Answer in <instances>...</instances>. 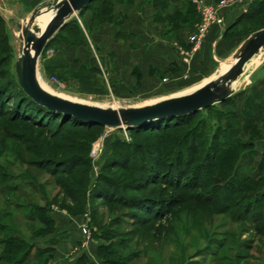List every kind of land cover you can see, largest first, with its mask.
Returning a JSON list of instances; mask_svg holds the SVG:
<instances>
[{
	"label": "rangeland",
	"instance_id": "rangeland-1",
	"mask_svg": "<svg viewBox=\"0 0 264 264\" xmlns=\"http://www.w3.org/2000/svg\"><path fill=\"white\" fill-rule=\"evenodd\" d=\"M88 11L95 24L110 17L102 2ZM173 11L169 6L170 16ZM71 20L81 29L79 17ZM263 28L264 13L242 21L233 35ZM80 29H60L57 43L80 45ZM2 36L0 31V264H16L27 251L24 264L49 263L52 253L41 252L55 241L48 220L54 208L87 213L92 240L108 247L105 258L113 264H264V112L254 121L259 115L253 108L219 103L159 132L47 120L24 104L16 59ZM59 48L58 57L52 53L56 58L40 62L46 71L40 81L57 96L118 109L185 90L162 81L154 90L118 97L103 71L70 69ZM250 96L251 105L256 95ZM259 96L264 103V93ZM102 137L104 151L93 160L92 146Z\"/></svg>",
	"mask_w": 264,
	"mask_h": 264
},
{
	"label": "crops",
	"instance_id": "crops-1",
	"mask_svg": "<svg viewBox=\"0 0 264 264\" xmlns=\"http://www.w3.org/2000/svg\"><path fill=\"white\" fill-rule=\"evenodd\" d=\"M59 1L62 0H0V14L7 22L13 48L14 36H18L17 26H27L39 12V16H44L38 21L36 18L34 25L46 28L53 15V5ZM168 2L170 7H174V11L181 10L184 14L188 12V4H192L194 14H188L189 19L185 23L178 20L180 23L177 21L173 25L165 24L166 19L156 24V10L149 0H116L113 21L95 24L91 12L88 11L89 6L73 15L67 23L76 16L84 22L83 26L81 25L84 33L82 41L80 45L75 46L54 43L50 49L47 50L46 47L38 64L41 81L46 71L44 68L40 69V62L56 58L52 53L57 52L55 46H60V57L64 63L70 65V69L88 72L93 70L97 74L103 71L105 79L118 97L137 93L141 88L154 90L162 85V81H165L164 85L169 89H185L179 96L204 86L229 66L244 42L251 36H234V30L230 29L241 16L248 13L253 4L249 7L230 8L226 13L225 25L212 26L202 38L198 51H193L194 44L191 43L190 37L197 34L200 22L193 0ZM85 32L87 36L89 34V42L85 38ZM90 42L94 51L88 49ZM262 51L246 64L245 67L250 68L249 73L233 88V96L240 92L250 95L253 88L260 93L264 90ZM17 57L15 53L16 60ZM247 77L248 80L243 82ZM85 84L89 87L88 83ZM244 84L240 90L239 87ZM86 214L72 215L66 210L54 208L50 215L55 224L52 236L55 241L46 247L53 250V257L48 264H76L82 255H87L94 263L99 262L98 241L93 239L87 242L81 231V226L87 222ZM83 244H86L85 251L74 253V249Z\"/></svg>",
	"mask_w": 264,
	"mask_h": 264
},
{
	"label": "water",
	"instance_id": "water-1",
	"mask_svg": "<svg viewBox=\"0 0 264 264\" xmlns=\"http://www.w3.org/2000/svg\"><path fill=\"white\" fill-rule=\"evenodd\" d=\"M96 0H62L53 5V15L46 29L34 25L37 12L27 26H17L14 51L17 54L15 72L19 87L35 103L49 112L68 120H77L89 126L104 129L132 130L153 122L185 117L222 103L233 96L228 84L242 74L243 66L264 49V29L254 32L244 42L232 59L233 66L225 75L212 80L199 89L179 97L168 98L140 107L106 109L96 105L76 102L45 90L38 80L41 55L54 35L67 20L88 8Z\"/></svg>",
	"mask_w": 264,
	"mask_h": 264
},
{
	"label": "trees",
	"instance_id": "trees-1",
	"mask_svg": "<svg viewBox=\"0 0 264 264\" xmlns=\"http://www.w3.org/2000/svg\"><path fill=\"white\" fill-rule=\"evenodd\" d=\"M98 2H102L105 5V9L107 10L106 16L108 15L110 17L109 18L108 17H101L100 19H96V20L99 23H105V22L113 21L112 20L113 19L112 13H113L114 5H115L114 3L116 2V0H96V1L92 2L89 5L90 9L92 8V6H94ZM151 3H152L153 7L156 10V16L154 18V21L156 23L162 22V21H164L166 19H171V21L173 22V23H171L172 25L175 24V23H177L178 20H182V22L185 23L186 20L189 19L188 14H194V6L192 4H188V8H187L188 9V12L186 14H184L181 10H176L173 13L174 15L170 16L171 14L169 15V13H168V7H169L168 0H153ZM250 10L248 11V13L244 14L243 16H241L238 19V21L230 29V31H233L236 28V26H238L239 24H241V22L244 21L245 19H248V18H251V17H255L257 14L258 15H262V13H264V0H258V1H256L250 7ZM253 13H255V14L253 16H251ZM76 22H77L76 20L69 21L67 24H65L63 26V28L61 30L62 31H65L67 28H69L71 26H74V25H75V27H77L78 29H80L79 26H78V23H76ZM178 23H180V21H178ZM0 31H3V36L2 37H3L4 42L7 45V52L10 55L12 54V56H14V58H15V51H14V48L12 46V43L10 42V39L11 38H10L9 28H8L7 22L5 21V19L3 18V16L1 14H0ZM57 40H58V38L55 37L52 41H50V43L48 44L47 48H49L54 43H57L58 42ZM61 43H66V42H61ZM66 44L77 45V42L76 41L75 42H69L68 41ZM17 85H18V88L20 89L21 94H23L24 104H28L35 112H38L41 115H45L47 117L46 118L47 120L48 119L50 120L52 118H57V119H59L61 121V123L68 120L67 118H65V117H63L61 115H58V114L49 112L46 108H44V107L38 105L37 103H35L30 97H28L23 92V90L19 87L18 82H17ZM255 89L254 88L251 89L250 95H254V94L256 95V100H254V102L251 103V105H250V102H249V100L251 99L250 98L251 96L250 95H247L245 92L237 93L234 96H232L231 98L227 99L226 101H224V102H222L220 104L232 105L233 102H234L238 106L241 105L244 108L251 107V108H253V110L255 112H258L257 114L259 115V116H254V118H255L254 121H255L257 119V117H260L261 114H263V112H264V103L262 102V100H261V98L259 96L261 93H264V90L260 93L258 90L256 91ZM257 100H260L262 103L258 102ZM214 106H212L210 108H207L205 110H209V109L213 108ZM202 111H204V110H201V111L197 112L196 114H191V115H188V116H185V117L156 121V122H153V123H151V124H149V125H147V126H145L143 128H135V129H132V130H134V131L137 132L139 130L146 129V130H155V131H158L159 132V131L162 130V126L163 127L164 126L165 127L166 126L167 127H170L168 125H170L172 123H176V122L181 121V120H187V119H189V118H191L193 116H197ZM69 122H71L73 125H75L77 127H83V128H87V129L99 127V126H89L87 124H84V123H82L80 121H77V120H74V119L70 120ZM99 128H102V127H99ZM261 197H262V200H264V192L262 193ZM93 216L94 215L92 214L91 215V221L92 222H94L93 221V218H94ZM48 217H49L48 220H50L51 222H53V225L55 226L54 220H53V218L51 217L50 214H49ZM54 231H55V229H54ZM15 247H17V246H15ZM43 252H51L52 253V257H53V250H51V249L49 251L48 250H44L41 253H43ZM108 252H109V249L104 244H100L98 246V258L100 259V261L102 259L103 260L105 259L106 260L105 264H113L112 261H108L105 258L107 255H109ZM29 255H30V252L27 251L19 260L16 261V264H24V262L27 260V258L29 257ZM76 264H96V263L90 261V259L88 258L87 255H82V256H80L77 259V263Z\"/></svg>",
	"mask_w": 264,
	"mask_h": 264
},
{
	"label": "built area",
	"instance_id": "built-area-1",
	"mask_svg": "<svg viewBox=\"0 0 264 264\" xmlns=\"http://www.w3.org/2000/svg\"><path fill=\"white\" fill-rule=\"evenodd\" d=\"M256 1L258 0H219L218 2L210 3L206 0H194L200 22L197 27V34L190 37L191 43L194 44L193 51H198L202 38L212 26L217 25L219 27H223L225 25L226 13L230 8L249 7ZM53 83L64 88V86L59 83L57 79H54ZM123 129L126 130L125 128ZM104 141L105 137H102L93 144L90 154L93 160L99 158V156L103 153ZM85 218L87 222L81 226V231L86 241L89 242L92 240V232L95 228H92V226L89 225V216L85 215ZM85 249L86 244H83L82 246L75 248L74 253H79L82 250L85 251Z\"/></svg>",
	"mask_w": 264,
	"mask_h": 264
},
{
	"label": "bare ground",
	"instance_id": "bare-ground-1",
	"mask_svg": "<svg viewBox=\"0 0 264 264\" xmlns=\"http://www.w3.org/2000/svg\"><path fill=\"white\" fill-rule=\"evenodd\" d=\"M42 16H44V14H42V15H40V16H38L37 17V20L36 21H38V19L39 18H41ZM50 16V15H49ZM49 25V24H48ZM47 25V26H48ZM41 28V32H43L46 28H43V27H40ZM264 50V49H263ZM256 57V56H255ZM253 59V58H252ZM251 59V60H252ZM250 60V61H251ZM249 62V61H248ZM247 62V63H248ZM246 63V64H247ZM233 61L231 60V62H230V64H229V66L227 67V68H225V69H223L221 72H219L214 78H212L209 82H211L212 80H215V79H217V78H219V77H221V76H223V75H225L227 72H229V70L232 68V66H233ZM246 64L243 66V68H242V74H240V76L237 78V79H235V80H233V81H231L229 84H228V86H227V88L229 89V90H232V91H235L233 88L249 73V70H250V68L249 67H245L246 66ZM245 68V69H244ZM244 73V74H243ZM38 80L40 81L41 79H40V77H38ZM208 82V83H209ZM207 83V84H208ZM40 84H41V86L43 87V85H42V82L40 81ZM206 85V84H205ZM203 87V86H202ZM44 88V87H43ZM195 91V90H194ZM193 92V91H192ZM191 93V92H190ZM187 94H189V93H187ZM187 94H184V95H187ZM184 95H181V96H184ZM177 97H179V96H177ZM174 98V97H173ZM165 100V99H164ZM74 101V100H73ZM161 101V100H160ZM158 102V101H157ZM155 103V102H154ZM150 104H152V103H150ZM101 107V106H100ZM102 108H106V109H110V108H112V107H102ZM112 109H116V108H112ZM119 109V108H118Z\"/></svg>",
	"mask_w": 264,
	"mask_h": 264
}]
</instances>
